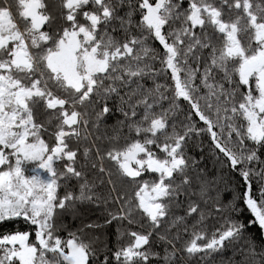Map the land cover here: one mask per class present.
Masks as SVG:
<instances>
[{
  "label": "snow or ice",
  "instance_id": "snow-or-ice-1",
  "mask_svg": "<svg viewBox=\"0 0 264 264\" xmlns=\"http://www.w3.org/2000/svg\"><path fill=\"white\" fill-rule=\"evenodd\" d=\"M113 111L122 118L107 125ZM205 133L243 185L227 203L223 178L186 150ZM262 156L264 0H0V227L31 228L0 235V264H91L96 241L84 229L64 238L56 223L78 202L117 206L104 223L119 222L131 242L112 253L116 264H213L229 245L220 264H264V241L246 235L248 223L264 233ZM105 176L110 187L97 192ZM73 179L78 191L61 196Z\"/></svg>",
  "mask_w": 264,
  "mask_h": 264
},
{
  "label": "trees",
  "instance_id": "trees-1",
  "mask_svg": "<svg viewBox=\"0 0 264 264\" xmlns=\"http://www.w3.org/2000/svg\"><path fill=\"white\" fill-rule=\"evenodd\" d=\"M187 5L185 4V7ZM124 9L123 11H126ZM123 11L120 13L123 14ZM139 17L137 16V19ZM227 18V17H226ZM153 47L157 49H161V46L158 42H152ZM158 66V65H157ZM244 88H241L240 91H244ZM239 99V97H238ZM168 105L165 104L164 107ZM187 104L186 102H182V108L184 113L187 112ZM37 115L40 121L45 120V115L43 113L42 106L40 109L37 110ZM122 117L119 113L113 111L112 114L108 115L105 118V123L107 125H115L118 120ZM183 118V117H181ZM199 127H204L203 123L199 124ZM125 134H127V129L124 130ZM134 136V134H133ZM45 139H48L47 135H45ZM51 142V141H50ZM98 146L102 149V151H106L111 145L108 141H98ZM121 145L123 144V140H121ZM69 144L72 148H77L78 145L74 141H69ZM187 152L190 156H195L199 161V167L205 168L208 171L209 177H217L223 178L222 183L219 184V198L222 199L225 203L232 200L233 196L237 194L243 187L242 182L240 181V177L237 173L232 172L222 161L224 160L223 156L221 155L219 159L216 158L214 154V146L212 145L211 139L207 133L194 137L193 139L189 140L187 146ZM202 157V159H201ZM264 159V156L261 157ZM63 163L64 162H57V168L59 170H63ZM83 163V156H82V148H81V156L78 161V167L80 164ZM105 167L110 169L112 172V179L116 182V186L119 190L131 192L134 185L127 179L120 177L116 171V167L111 161H105ZM88 173V179L90 181L94 180L98 173L91 168L86 170ZM153 177L150 175H145L141 179H152ZM108 177H104L105 183L102 186L96 188L97 192L104 193L107 192L108 188L110 187L107 184ZM66 182L61 181L62 185H65ZM69 190H76L78 191V182L76 180H71L66 183V186H62L59 189V194L63 196L66 191ZM212 195H216L215 192ZM117 208L114 204H108L105 206L103 203H100L98 206L88 203H77L74 209H71L67 212L62 214H58L56 223L57 226L60 228L59 235L64 238H67L68 233L70 232H77V230L84 229L81 234L86 241L95 240L94 248L96 249V255L91 259V264H116L115 259L112 257V253L116 251V249L122 245H126L131 242V238L125 236L123 239L119 238L118 228H120L119 222H113L110 225L104 223V221L108 218L107 211H115ZM176 214L182 215V211H177ZM236 215L240 218V220L244 222H248L253 219L250 212L246 210L243 206H241L236 213ZM88 224H98L100 225L99 228L95 229H86L84 226ZM209 229L213 226H218V221L213 219L209 220ZM20 230V231H31V228L28 224H26L23 220H19L16 222H8L0 227V235L4 234L5 232ZM122 230V229H121ZM132 230H140L135 227ZM149 225L145 222V227L143 231H148ZM163 231V229H161ZM246 235L256 237L257 243L260 244L264 241V233H261L258 225L248 223L247 224V233ZM31 239H34V235L31 236ZM180 245L177 244V247ZM151 250L160 252L161 256L163 255L164 245L160 243L156 236L153 235L152 243H151ZM232 245H229V250L223 251L221 254L215 256L213 264H220L221 260L226 261L229 256L232 255L231 252ZM107 256V262L104 261V257ZM150 264H162L156 258H153L150 261ZM190 264H199L197 259H192Z\"/></svg>",
  "mask_w": 264,
  "mask_h": 264
},
{
  "label": "rangeland",
  "instance_id": "rangeland-1",
  "mask_svg": "<svg viewBox=\"0 0 264 264\" xmlns=\"http://www.w3.org/2000/svg\"><path fill=\"white\" fill-rule=\"evenodd\" d=\"M253 85H254V81H253Z\"/></svg>",
  "mask_w": 264,
  "mask_h": 264
}]
</instances>
